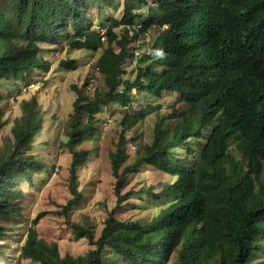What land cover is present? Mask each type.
<instances>
[{
	"label": "trees",
	"instance_id": "obj_1",
	"mask_svg": "<svg viewBox=\"0 0 264 264\" xmlns=\"http://www.w3.org/2000/svg\"><path fill=\"white\" fill-rule=\"evenodd\" d=\"M113 1L0 0V89L21 81L30 85L35 72L51 71L43 45L102 51L95 68L103 87L92 96L87 94L89 80L80 89L72 87L77 98L64 144L72 157V199L54 212L67 221L84 198L78 170L92 151L78 147L94 141L97 115L112 105L128 109L135 89L155 98L178 94L185 107L170 138L161 124L176 119L175 110L157 124L154 141L144 146L142 156L126 166L124 131L147 117L144 110L129 113L120 121L123 132L110 154L119 205L135 194L169 205L148 222L118 220L117 207L97 239L89 218L71 223L76 241L85 239L92 247L84 257L62 256L57 242L30 227L21 258L36 264H105L109 250L129 264H168L179 250L176 264H264V0H121L123 18L95 30L90 11L118 9ZM151 31L156 32L155 56L146 64V56L137 58L132 45ZM128 61L144 64L138 73L149 80H125ZM61 66L69 72L79 68L76 60H64ZM21 110L0 149V242L11 236L8 221L22 209L23 185H33L36 174L47 173L32 154L43 131L42 107L33 97L22 102ZM203 141L196 153L195 144ZM178 149L187 150L185 159L174 155ZM143 166L176 180L157 195L150 188L124 193L129 176ZM47 215H38L33 225Z\"/></svg>",
	"mask_w": 264,
	"mask_h": 264
},
{
	"label": "rangeland",
	"instance_id": "obj_2",
	"mask_svg": "<svg viewBox=\"0 0 264 264\" xmlns=\"http://www.w3.org/2000/svg\"><path fill=\"white\" fill-rule=\"evenodd\" d=\"M118 9L106 7L104 13L93 9L89 17L94 22V29L98 30L101 23L111 24V19L121 20L124 16L123 2L114 0ZM148 8H144L146 14ZM121 29L116 32L121 34ZM155 31L143 35L140 40L132 45L136 48L137 58L146 56V64H149L155 54L152 51ZM45 49L43 56L51 64V71L48 74L35 72L30 78V85L21 81L11 86L10 89H0V149L4 141L11 135L14 122L22 115L21 104L33 97L38 99L44 115L43 131L35 140L32 154L47 166L46 174H36L33 178V185H23L24 200L21 203L19 214L12 216L8 221L12 227L11 236L0 242V264H36L21 258L20 248L25 242L26 233L30 227H35L41 238L48 242H57L62 256L70 254L74 257H84L92 247L87 240L76 241L71 223H82L86 218L92 220L96 225V239L100 237L104 227V221L108 214L117 209L118 220H141L148 222L155 218L163 209L168 207L169 202H158L154 196L138 197L137 194L122 205L118 204L115 195L116 180L112 175L110 154L116 151L123 129L120 121L123 116L146 111L147 117L130 130L124 131L127 139V152L129 160L126 166L135 163L141 156L145 145L153 143L157 124H160L164 117L175 110L177 118L167 120L161 124L163 131L170 134L179 123L180 115L184 111V104L176 93L165 92L160 98H155L147 93L133 90L135 101L128 109L112 105L103 109L97 115L98 128L94 141H85L78 150H91L88 162L78 170L79 190L84 198L81 204L76 207L69 216L55 215L61 206L67 205L72 199L70 191V166L71 154L65 148L67 142L65 128L69 116L73 112V103L77 98L72 92V87L79 89L89 80L87 94L93 95L95 91L103 87V78L96 70L95 65L102 54V51H72L69 48L62 49L61 46L43 45ZM64 60H76L77 71H66L61 62ZM144 64L137 61H128L124 65V79L132 82H147L149 78L138 73ZM111 121V122H108ZM211 127L206 131H210ZM198 146L196 153L202 148ZM177 158L185 159L187 150L178 149L173 151ZM199 158L196 159V162ZM192 158L190 159V161ZM195 162V163H196ZM193 165V164H190ZM176 179L153 167L143 166L138 174L130 175L125 186L124 193L134 190L150 188L153 194H158L167 185ZM48 212V215L41 219L37 225L33 221L38 215ZM3 220L0 218V225ZM179 250L174 253L168 264H176ZM105 264H129V262L107 250L104 256Z\"/></svg>",
	"mask_w": 264,
	"mask_h": 264
},
{
	"label": "built area",
	"instance_id": "obj_3",
	"mask_svg": "<svg viewBox=\"0 0 264 264\" xmlns=\"http://www.w3.org/2000/svg\"><path fill=\"white\" fill-rule=\"evenodd\" d=\"M103 32V31H102ZM108 122H111V121H108Z\"/></svg>",
	"mask_w": 264,
	"mask_h": 264
}]
</instances>
